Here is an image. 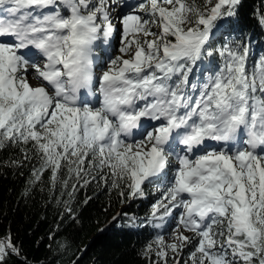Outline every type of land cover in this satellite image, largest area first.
I'll use <instances>...</instances> for the list:
<instances>
[{
	"label": "snow or ice",
	"instance_id": "snow-or-ice-1",
	"mask_svg": "<svg viewBox=\"0 0 264 264\" xmlns=\"http://www.w3.org/2000/svg\"><path fill=\"white\" fill-rule=\"evenodd\" d=\"M121 4L0 0V147L31 143L41 160L33 175L39 181L48 171L53 187L62 166L84 184L93 170L110 176L129 199L155 182L149 222L163 228L175 219L179 241L157 235L156 264L193 237L191 264H264V56L249 68V39L221 31L241 0H142L128 12L123 5L121 55L96 78L94 46L117 32L109 8ZM204 64V79L193 82ZM95 79L100 106L78 104ZM145 121L154 123L145 129ZM238 136L246 146L235 147ZM20 255L11 237L0 239V264Z\"/></svg>",
	"mask_w": 264,
	"mask_h": 264
},
{
	"label": "trees",
	"instance_id": "trees-1",
	"mask_svg": "<svg viewBox=\"0 0 264 264\" xmlns=\"http://www.w3.org/2000/svg\"><path fill=\"white\" fill-rule=\"evenodd\" d=\"M195 3L203 6L204 0ZM262 14L264 0H241L237 15L229 18L232 24L221 31L243 35L252 51H262ZM40 163L31 143L6 141L0 147V239L11 237L21 251L7 258V264H156L158 233L149 222L160 195L156 186L145 185L142 198L129 199L126 189L111 187L110 176L105 181L93 170L95 179L84 184L62 166L53 187L48 171L35 179L33 171ZM193 244L184 248L179 264H191Z\"/></svg>",
	"mask_w": 264,
	"mask_h": 264
},
{
	"label": "rangeland",
	"instance_id": "rangeland-1",
	"mask_svg": "<svg viewBox=\"0 0 264 264\" xmlns=\"http://www.w3.org/2000/svg\"><path fill=\"white\" fill-rule=\"evenodd\" d=\"M128 1V0H127ZM127 1H125V5H127V7H130V3H128ZM142 2V0L139 1V3ZM129 4V5H128ZM110 10H109V13H110V16L113 18V23H114V26H120V24L116 21V17L118 15H120V11L118 9V6L117 5H111L110 6ZM112 8H115L116 10L115 11H112ZM124 12H126L124 10ZM145 15L144 16H147L146 13H144ZM140 15L143 16V13H140ZM264 28V26H263ZM222 30V29H221ZM152 31L153 32H159V28L158 27H155L153 26L152 27ZM115 36V38H117L118 40L116 41V46L113 47V49L111 50V55H110V58H115V57H118L121 55V53L119 52V47H120V39H119V34H113V37ZM250 52V51H249ZM264 53V51H263ZM264 56V54H263ZM249 57H251V54H249ZM127 58V57H125ZM258 58H255L254 60H250V58H248V62H250L248 65H249V68H251V66L254 64V62L257 61ZM109 61L108 57L106 56L105 57V60L104 62L107 63ZM104 63V64H105ZM209 65L207 64H204V65H201L199 68L196 69V73L195 75L192 77V80H195V82H199L200 80L204 79V76L201 75L199 81L196 79L197 78V75L199 73H202V72H206V70L209 68L208 67ZM200 69V70H199ZM102 72L99 73V76L101 75ZM97 77V75L95 76ZM28 80H29V83L33 86V87H38V86H41L40 83L36 80V78L34 76H32L31 74L28 76ZM92 106H95V107H99L100 106V103L99 101L91 104ZM170 166H175V161L173 160H170ZM171 173H169L170 175ZM181 210H177L175 215L178 217L179 216V213H180ZM176 220L173 219V218H169L168 222L165 223L164 227L163 228H160L161 230L159 231L160 232V235H163L164 236V240H165V243L166 244H172V243H179V241H177L176 239H174V237L177 235L176 232H172L171 229L173 227V225L176 224ZM182 231V229H181ZM184 235H188L190 237H192V233H187L185 232ZM193 240L195 241V238L193 237ZM219 247V245L217 246ZM185 248V247H184ZM183 248V250H184ZM154 250L155 252H157L158 248L157 246L155 245L154 246ZM183 250L179 253V255L177 254H174L171 252V250H168V258H167V263L170 261L172 264L176 263L182 256H183ZM184 257V256H183Z\"/></svg>",
	"mask_w": 264,
	"mask_h": 264
},
{
	"label": "bare ground",
	"instance_id": "bare-ground-1",
	"mask_svg": "<svg viewBox=\"0 0 264 264\" xmlns=\"http://www.w3.org/2000/svg\"><path fill=\"white\" fill-rule=\"evenodd\" d=\"M129 3V1H127ZM129 5V4H128Z\"/></svg>",
	"mask_w": 264,
	"mask_h": 264
}]
</instances>
